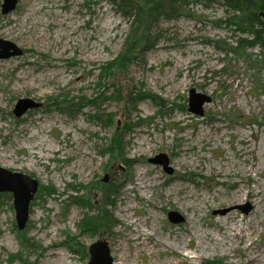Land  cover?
I'll return each mask as SVG.
<instances>
[{"label": "rangeland", "instance_id": "1", "mask_svg": "<svg viewBox=\"0 0 264 264\" xmlns=\"http://www.w3.org/2000/svg\"><path fill=\"white\" fill-rule=\"evenodd\" d=\"M2 2L0 39L22 52L0 59V166L39 188L22 230L12 194L0 192V264H85L97 239L112 264L117 247L136 264H264V44L248 11L202 1L160 18L154 46L119 73L110 62L131 19L111 1L17 0L6 14ZM191 88L211 97L202 116L187 110ZM20 98L40 106L16 117ZM159 153L171 173L149 162ZM110 180L118 189L103 201ZM101 207L105 225L81 232L84 213ZM170 210L184 220L169 222ZM233 222L242 232L229 231Z\"/></svg>", "mask_w": 264, "mask_h": 264}, {"label": "trees", "instance_id": "2", "mask_svg": "<svg viewBox=\"0 0 264 264\" xmlns=\"http://www.w3.org/2000/svg\"><path fill=\"white\" fill-rule=\"evenodd\" d=\"M113 5H115L124 17L130 18V30L127 33L125 43L119 56L110 62L113 70L124 72V70L134 63L140 55L147 49L154 46L158 33L153 32V26L160 18H176L180 15L186 13V6L190 4L202 3L204 1L209 4L213 1H225L227 3H236V7L242 8L248 11V18L256 26L250 33L255 35L256 38L262 39L264 44V20L258 15V12L262 9L264 10V0H109ZM240 17H237L236 23L240 25ZM250 25V23H249ZM224 50H231L230 47H222ZM104 72V70H103ZM119 72V73H120ZM141 97L148 96L146 94H139ZM160 108V112H161ZM115 130L110 144V154L116 159L121 158L122 149V133ZM118 134V135H117ZM119 138V140H118ZM83 187V186H82ZM118 189V185L115 181H108L102 185V199L103 201L109 199L113 196ZM52 194V193H47ZM91 193L89 194V198ZM85 201V200H84ZM86 208L85 202L80 203ZM89 210V209H88ZM104 208L97 210L96 214L84 213L82 218L78 221L77 226L81 232H94L98 233L103 225H105L106 219H109L108 215H103ZM104 223V224H103ZM101 224H103L101 226ZM22 244L26 242L23 234L19 233ZM70 246V245H69ZM71 247V246H70ZM73 247V246H72ZM87 255V248L84 249ZM22 262L24 258L21 253L15 254ZM25 262V261H24ZM26 264V263H24Z\"/></svg>", "mask_w": 264, "mask_h": 264}, {"label": "water", "instance_id": "3", "mask_svg": "<svg viewBox=\"0 0 264 264\" xmlns=\"http://www.w3.org/2000/svg\"><path fill=\"white\" fill-rule=\"evenodd\" d=\"M16 5L17 0H3L1 3V13L6 14L11 12L15 9ZM258 15L264 20V10L261 9ZM21 52V49L12 42L0 39V59L19 55ZM210 101L211 97L209 95L191 88L188 91L187 110L193 115L202 116L204 113V105ZM39 106L40 103L34 100L20 98L14 105L13 113L16 117H20L29 109ZM149 162L162 165L167 173L172 172V168L168 166V160L164 153H159L153 158H150ZM38 187V180L31 177L28 173L0 166V192H10L12 194L16 225L19 230L24 229L26 226L29 215V204L34 198ZM237 208L243 212H247L249 205H238ZM229 209L221 210V212L224 213ZM167 218L171 223H180L184 220V217L179 212L173 210L167 213ZM87 250L89 258L85 264H112L113 259L110 256L106 241L97 239L88 245Z\"/></svg>", "mask_w": 264, "mask_h": 264}, {"label": "bare ground", "instance_id": "4", "mask_svg": "<svg viewBox=\"0 0 264 264\" xmlns=\"http://www.w3.org/2000/svg\"><path fill=\"white\" fill-rule=\"evenodd\" d=\"M88 166H89L88 163L86 164V163L81 162L80 167H81V175L82 176H84L86 174ZM138 177H140V175H138ZM254 203H255V206H256L257 205L256 202H254ZM127 206H130V205H127ZM258 209H260V208H257V210ZM130 222H134V221L131 220ZM228 228L230 229L229 231L235 230V232H237V234H238V233L242 232L243 224L241 222H239V224H237V222H233V223L229 224ZM133 234L136 235V238H135L137 240V243L135 244L136 246H143V245L147 246V242H144L145 239L144 240L143 239H139V236H140L139 235V231H135V232H133ZM143 236H144V233H143ZM129 239H131V237H129ZM117 250H119V258H118V260H119L120 264H127L129 262H130V264H136V262H134V259H133L135 253H133V254H125L123 252V250L121 248H119V247H117ZM135 251H136V249L134 250V252ZM185 255L187 256L188 254H185ZM166 257L167 256H164V259H166ZM127 258H129L130 260H128ZM248 260L250 262L258 261L259 260V256L256 254V252L255 253H251L249 258H248Z\"/></svg>", "mask_w": 264, "mask_h": 264}]
</instances>
